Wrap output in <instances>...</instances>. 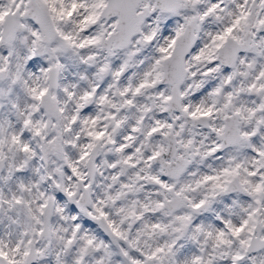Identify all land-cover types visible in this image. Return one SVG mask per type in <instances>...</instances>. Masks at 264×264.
Listing matches in <instances>:
<instances>
[{"label":"snow or ice","instance_id":"6c2138e0","mask_svg":"<svg viewBox=\"0 0 264 264\" xmlns=\"http://www.w3.org/2000/svg\"><path fill=\"white\" fill-rule=\"evenodd\" d=\"M0 264H264V0H0Z\"/></svg>","mask_w":264,"mask_h":264}]
</instances>
